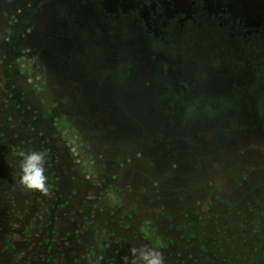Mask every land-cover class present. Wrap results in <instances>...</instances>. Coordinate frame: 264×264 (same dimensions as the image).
Returning <instances> with one entry per match:
<instances>
[{
    "label": "rangeland",
    "instance_id": "1",
    "mask_svg": "<svg viewBox=\"0 0 264 264\" xmlns=\"http://www.w3.org/2000/svg\"><path fill=\"white\" fill-rule=\"evenodd\" d=\"M106 2L0 0V264H129L145 245L165 264H264V93L236 79L264 58L221 31L185 46L175 16L155 44ZM32 151L48 196L20 184Z\"/></svg>",
    "mask_w": 264,
    "mask_h": 264
},
{
    "label": "trees",
    "instance_id": "2",
    "mask_svg": "<svg viewBox=\"0 0 264 264\" xmlns=\"http://www.w3.org/2000/svg\"><path fill=\"white\" fill-rule=\"evenodd\" d=\"M106 4L107 0H102ZM219 5H222V9L224 10L226 5L229 3L235 2V3H240L238 0H215ZM117 6L120 7V11L123 10L124 12L126 10L132 11V9L135 8V10H138L142 12L144 18L148 20V17L151 16H146L143 12H149L153 13L156 10H159L157 12H160L162 14L161 19H159V23L161 25H165L166 22L169 21V16H175L176 19H184L187 21L188 19L203 22V15L207 14L205 11L206 7V2L207 0H186V2L192 7L195 8L196 6L198 7L197 13H193L191 18H187L183 13L177 12L174 7L173 3L175 0H117ZM242 5V8L247 9V15L243 13H231L225 15V17H229L232 19L231 22H236V21H243L246 24L249 23V20H252L256 25L254 27H251L252 30H254L253 34L249 36V38H252L254 40L258 39L259 41V48H252L253 53H255V56L263 57L264 58V0H244L240 3ZM193 5V6H192ZM172 6L173 13L169 14L167 13V7ZM157 7V8H155ZM151 11V12H150ZM156 12V13H157ZM167 13L168 15H166ZM151 15V14H150ZM208 15V14H207ZM216 21H219L221 17H224V14L221 13L220 16H213ZM175 19V20H176ZM144 20V19H143ZM151 22V21H149ZM249 23L248 25H250ZM163 30L165 28L163 27ZM128 33V30H127ZM240 36V35H236ZM236 37V38H238ZM251 50V51H252ZM250 52V50H249ZM261 66V67H260ZM254 67L258 68V64H255ZM254 68L253 71H250L248 73H242L236 76L237 82H248V88H251L252 91H254V100L256 98L257 102L259 101V96L256 97V94L259 95L258 93L261 91L264 93V64H260L259 68ZM217 74V75H216ZM215 74L216 81L222 82L227 80V76L223 72H217ZM208 79V77L206 78ZM208 81V80H207ZM207 81L205 83H207ZM238 86V85H237ZM253 94V93H252Z\"/></svg>",
    "mask_w": 264,
    "mask_h": 264
},
{
    "label": "flooded vegetation",
    "instance_id": "3",
    "mask_svg": "<svg viewBox=\"0 0 264 264\" xmlns=\"http://www.w3.org/2000/svg\"><path fill=\"white\" fill-rule=\"evenodd\" d=\"M157 8V7H155ZM117 9V7L115 8ZM114 8H110V11L115 10ZM123 12V10H121ZM159 10H156L151 14V22H149V20H146L142 14V12L138 10H135V12L141 16V18L144 22V25L146 26V33H149L150 35H152L153 38L155 40V44L157 43H162L163 41L166 42L167 38L169 39L168 33L166 30H163V27L166 25V23L169 22H173V21H168L165 23V25H161L159 23V19H161L162 14L160 12H157ZM151 12V11H150ZM157 12V13H156ZM123 14V13H122ZM125 14V13H124ZM166 15H168L167 13H165ZM113 15V16H112ZM112 15L110 14V17H113V19L116 22H113L115 27H118L117 25H123L124 24V31H126L128 29V27L125 25V23L127 22V20L125 19V16H121V14L118 13H112ZM169 16V15H168ZM187 17V16H186ZM188 18V17H187ZM149 23H152L151 25ZM249 24V23H248ZM243 21H236V22H226V21H214V22H205L203 20V22H199L195 20H191L188 19L187 21L184 19H176L174 20V31L176 33V36L180 37L181 40L186 44L190 45V44H194V41H190L193 38V34L195 31H199L201 29H204L207 32H222L219 33L222 37H219V39H226L228 41L231 42V40L233 39H238L239 43H241L242 41H247L250 42L251 44L250 47L252 48H259V41L258 39L254 40L252 38H249V36H251L254 32V30L251 29V27H253L252 25H248ZM173 27V28H174ZM149 28V29H148ZM120 30V29H118ZM129 34H131V31H128ZM152 33V34H151ZM236 35H240L239 37ZM206 37V36H205ZM238 37V38H236ZM207 39V37H206ZM190 41V42H189ZM179 42H174L172 41V43L170 44L171 47H177L180 46L182 48V44H178ZM199 45H201V48L204 50L205 49V54L206 56L209 58L210 56H212V54L216 51V49H221L219 46H216L215 48H211L210 46H207V42H197ZM210 48V53L207 52V49ZM233 51V50H232ZM229 54H232V52H228ZM235 54H237V52H235ZM212 69H214V66H211ZM216 77L215 75H213L211 80H208V82H213L208 84L209 86H214L213 84H217L218 81H216ZM206 84V83H205Z\"/></svg>",
    "mask_w": 264,
    "mask_h": 264
},
{
    "label": "clouds",
    "instance_id": "4",
    "mask_svg": "<svg viewBox=\"0 0 264 264\" xmlns=\"http://www.w3.org/2000/svg\"><path fill=\"white\" fill-rule=\"evenodd\" d=\"M46 152L32 151L20 160V184L25 191L39 192L44 196L50 194L48 177L45 175ZM129 264H165L163 252L155 247L145 245L131 249Z\"/></svg>",
    "mask_w": 264,
    "mask_h": 264
},
{
    "label": "water",
    "instance_id": "5",
    "mask_svg": "<svg viewBox=\"0 0 264 264\" xmlns=\"http://www.w3.org/2000/svg\"><path fill=\"white\" fill-rule=\"evenodd\" d=\"M110 2L112 1V8H116L117 6V0H109ZM240 3L244 0H238ZM240 3H229L228 5L224 6L225 9H222V5H219L215 0H207L206 7L204 8L206 13L203 15V19L206 22H216L215 18L213 16L217 15L220 16L221 13L224 14V17H221L219 20L220 21H232L231 18L229 17H225V15L227 14H231V13H243L245 15H247V9L242 8V5ZM173 7L174 9L178 12H182L184 13L188 18L192 17L193 13H197L198 7L196 6L195 8H192L187 2L186 0H175V2L173 3ZM167 13L171 14L173 13L172 10V6H168L167 7ZM249 23H251L250 25H252L253 27L256 25L254 22H252V20H249Z\"/></svg>",
    "mask_w": 264,
    "mask_h": 264
}]
</instances>
